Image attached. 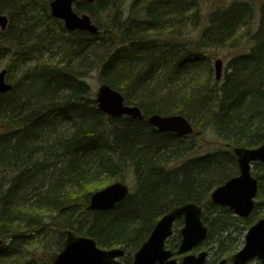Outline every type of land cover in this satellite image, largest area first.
Wrapping results in <instances>:
<instances>
[{
    "label": "trees",
    "instance_id": "trees-1",
    "mask_svg": "<svg viewBox=\"0 0 264 264\" xmlns=\"http://www.w3.org/2000/svg\"><path fill=\"white\" fill-rule=\"evenodd\" d=\"M52 1L0 0V13L10 17L8 30L0 29V59L21 64L50 51L45 26L56 23L69 33L51 16ZM219 1L97 0L101 32L75 31L63 39L69 60L91 58V71L146 117L179 113L193 122L195 136L212 130L222 147L213 152L189 155L186 138L161 133L147 118L107 117L83 76L53 58L39 57L0 95V264H49L67 230L104 249L122 247V262L131 264L162 215L186 203L205 206L206 224L209 213L217 215L208 240L217 234L222 252L233 230L256 223L264 202L243 219L211 203L210 194L238 175L230 167L237 164L235 146L264 144V0ZM91 6L81 2L77 10L92 12ZM41 24L45 30L35 35ZM219 49L236 52L233 72L221 82L213 75ZM11 61L8 79L15 72ZM199 68L207 71L201 88L177 86L182 73ZM158 72L152 91L146 83ZM64 120L71 128L58 131ZM255 168L261 189L264 165ZM129 169L136 193L112 210L89 212L93 193Z\"/></svg>",
    "mask_w": 264,
    "mask_h": 264
},
{
    "label": "water",
    "instance_id": "water-1",
    "mask_svg": "<svg viewBox=\"0 0 264 264\" xmlns=\"http://www.w3.org/2000/svg\"><path fill=\"white\" fill-rule=\"evenodd\" d=\"M96 3L97 0H53L50 11L55 19L65 23L69 32H88L92 35L99 34L96 26L88 13L81 14L75 6L78 2ZM9 16L0 13V28L7 31L9 27ZM224 61L218 59L215 62L216 79L221 81L223 77ZM8 70L0 72V95L11 92L12 84L7 79ZM98 108L110 118H128L142 120L144 113L138 105H127L126 97L119 90L102 84L97 93ZM149 124L158 128L162 133H173L178 137H187L194 133L195 129L191 121L185 116L168 115L159 113L150 115ZM234 155L238 158L240 175L232 178L224 185L214 189L211 201L221 207H228L237 216L249 218L255 209V198L259 194V179L253 177V164H264V144L257 148L237 147ZM130 188L121 182H115L104 190L93 194L88 210L105 211L116 207L129 195ZM184 217V227L181 230L182 241L179 253L195 250L208 238L209 228L203 223V208L196 203H188L181 207H175L163 215L155 225L149 240L140 246L134 255L133 264H179L173 258V252L166 248L167 241L174 233V224ZM244 248L234 254L230 264H249L253 260L264 264V217L252 226L246 234ZM62 248L56 253L49 264H125L122 258L126 251L122 248H102L98 242L88 235H77L74 231H68L65 235ZM208 252L198 255L188 254L182 259L181 264H206ZM219 264H227L223 260Z\"/></svg>",
    "mask_w": 264,
    "mask_h": 264
},
{
    "label": "rangeland",
    "instance_id": "rangeland-1",
    "mask_svg": "<svg viewBox=\"0 0 264 264\" xmlns=\"http://www.w3.org/2000/svg\"><path fill=\"white\" fill-rule=\"evenodd\" d=\"M234 1H239V0H223V2L225 4H228L230 2H234ZM221 2V0L219 1ZM209 4V3H208ZM99 6V3L97 2L96 4L92 5L90 8L92 12H96L95 14L92 12H89L92 17L93 20H95V18L98 16V18H96L95 22L96 24H99V22H103L104 19L102 17V15H100V13L97 11ZM7 14V13H4ZM8 15V14H7ZM64 24V23H63ZM100 27L102 25H99ZM46 31H48L47 33L44 34V37L47 38V46H49L51 49L50 51L46 50L45 48H43V51L41 53H35L33 56L34 58H32V60H27L26 62L22 63H12L11 61V56H9V58L6 59H0V71L5 69L7 67V65L10 63L11 61V65L14 68V76H12V78H9V84L11 83H17L18 81H20L22 79V75L25 74L26 71H28V69L32 68V66L36 65L38 62H41L40 58L44 56V58L46 60H48L49 58H53L55 63H58L60 66L65 67V66H71L70 69L71 71H73L74 73L76 72L79 73L81 76H83V80L86 82V84L91 88L92 93H93V97L96 99V94L99 91V88L101 87L100 85L102 83H105V80L101 77V75H99V73L97 71H91V58L85 59L83 61H79L80 63H78V60H69L68 54L67 55V51H66V44L63 42L64 38H67L69 36V33H63L62 30H60L58 28V25L56 23H53L52 25H50L49 27H46ZM44 25H37L36 29L34 31L35 35H38V33H41L42 30H45ZM67 32V31H66ZM191 35L193 37H196V33H191ZM50 39L51 41L54 39L55 42L53 43V45L50 43ZM66 51V52H65ZM214 62L217 59H223L225 62V65L223 67V78L222 80H224L228 75H230L233 70H232V62L236 59V52L232 51V50H225V49H219L217 51L214 52ZM40 57V58H39ZM68 63V64H67ZM140 65V64H139ZM213 70H214V63H213ZM158 75H155L153 78H151L150 81H148L146 83L147 88H149L152 91H155L158 84H157V80L158 77H160V72H158ZM162 73L165 74V72L163 71ZM214 78L216 77V72L214 70L213 72ZM207 77V71L204 70V68H199L198 71H186L185 73H182L181 76H179L180 81L179 84H177V86L182 85L183 87L186 88L187 91H190L193 89H199L201 88V86L204 84V80ZM166 78V76H165ZM164 79V78H162ZM145 85V84H144ZM162 86V85H161ZM161 86L158 88V90L156 91V93L158 94V92L160 91ZM179 86V87H182ZM167 90V89H166ZM166 90H163V93H165ZM199 91V90H198ZM140 90L139 93L137 95H140ZM178 94V93H177ZM166 95H161L162 98H164ZM142 97V96H141ZM173 98V97H171ZM72 123L71 121H66L64 120V122L59 123L58 127L59 130L58 131H67L69 128H71ZM184 138V137H181ZM218 138L216 137L215 133H213L212 130H206L203 134L201 133L200 135H191L190 137H186V146L188 148L191 149V152L189 153V155L191 156H202V155H206L210 152H213L214 150L219 149L221 146L218 144L217 142ZM222 148V147H221ZM189 156V157H191ZM179 163H175V165H178ZM231 169H234V172L236 173H240V169H239V165H238V160H237V164H235V166L230 165ZM256 168H254V174H255ZM104 177H106V174H103ZM257 176V175H256ZM1 179V177H0ZM2 180V179H1ZM122 182H124L125 184L130 186V191L132 194H135L137 191V182H136V178L134 176L133 173H131V169H129L127 172H125V175L123 178L120 179ZM264 187L261 188L259 196L257 197L256 201H261L264 202ZM211 196V194H210ZM257 215H258V219L257 221L264 216V209H259V211H256ZM235 215V214H234ZM208 224L209 222H213V220L216 219V216L214 214L209 213L208 215ZM235 217H239L236 216ZM242 218V217H240ZM245 219V218H243ZM248 219V218H247ZM256 221V222H257ZM183 228V223L181 222H177L175 224V234L172 236L171 242L170 244H168L169 249L172 250H176L174 248V245L180 243L181 238H180V231ZM250 228V227H249ZM249 229H238V230H233L232 232V238H228L226 239V243L225 245L229 247L228 251H223L222 250L224 248L219 247L218 244H216V240L219 238V236H215V239L213 240H206V242L200 246L197 247L194 251H192V254H199L201 251H208L210 254L208 256V261L207 264H218L220 261L222 260H230V256L239 252L241 249L244 248V244H245V240H246V234L248 233ZM121 248V247H120ZM133 258L131 259V264H133ZM177 259H181V256H177ZM250 264H261L260 261L258 260H253L251 261Z\"/></svg>",
    "mask_w": 264,
    "mask_h": 264
},
{
    "label": "flooded vegetation",
    "instance_id": "flooded-vegetation-1",
    "mask_svg": "<svg viewBox=\"0 0 264 264\" xmlns=\"http://www.w3.org/2000/svg\"><path fill=\"white\" fill-rule=\"evenodd\" d=\"M178 221H180L181 223L183 222V218L182 219H179ZM171 241V240H170ZM178 260H180V259H178Z\"/></svg>",
    "mask_w": 264,
    "mask_h": 264
}]
</instances>
